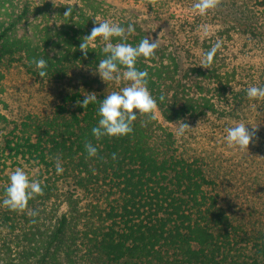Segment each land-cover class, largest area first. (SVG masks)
Returning a JSON list of instances; mask_svg holds the SVG:
<instances>
[{
  "label": "trees",
  "instance_id": "obj_1",
  "mask_svg": "<svg viewBox=\"0 0 264 264\" xmlns=\"http://www.w3.org/2000/svg\"><path fill=\"white\" fill-rule=\"evenodd\" d=\"M258 5L264 8V0ZM30 12L26 4L0 22V67ZM60 20L41 27L31 49L33 57L48 60L44 79L63 84L50 115H0V197L16 168L43 187L24 212L0 207V264H264V217L253 225L240 207L244 194L228 193V173L214 152L200 150L190 132L177 136L156 114L175 125L210 110L226 124L228 111L206 99L204 81L191 80L212 72L185 68L176 55L174 68L154 66L167 57L158 47L154 57L137 62L149 73L154 118L138 115L130 135L97 140L92 128L99 101L129 82L102 81L95 69L103 54L83 67L82 55L70 56L86 33L84 12ZM133 37V45L148 38L138 27ZM92 93L97 103L80 107ZM88 142L98 148L95 158H87Z\"/></svg>",
  "mask_w": 264,
  "mask_h": 264
},
{
  "label": "rangeland",
  "instance_id": "obj_2",
  "mask_svg": "<svg viewBox=\"0 0 264 264\" xmlns=\"http://www.w3.org/2000/svg\"><path fill=\"white\" fill-rule=\"evenodd\" d=\"M259 1L219 0L215 9L201 17L190 12L194 0H0V22L26 4L31 9L29 21L10 40L12 54L0 67V115L8 112L50 115L53 95L62 91L63 84L59 80L50 84V79L38 75L35 65L29 63L35 58L31 49L39 29L61 21L68 7L72 13L86 14L88 21L83 38L91 33L96 21L115 22L125 27L132 23L135 33L128 37V43L133 41L137 27L145 30L150 40H159L158 47L167 57L159 58L154 66L174 68L171 58L176 55L185 68L212 72L206 79L193 74L191 80L204 81L206 99L215 102L217 109L228 111L227 123L220 122L217 113L212 114L210 110L206 117L180 123L189 126L186 132L197 137L200 150L214 152L216 165L228 173L224 183L228 193L244 194L240 207L246 215L254 217L251 218L253 225H259L264 217V99L249 101L246 96L249 86H264V8L258 5ZM205 27L207 36L203 33ZM218 40L222 47L211 68H204L201 66L204 53ZM103 46L97 37L87 55L78 46L72 48L70 56L82 55L83 62L78 63L83 67L102 54ZM219 88H225L222 94H218ZM156 114L164 127L177 129L178 124L169 125L158 111ZM237 122L248 124L249 130L255 128L253 140L243 151L228 148L224 141V129ZM1 134L0 125V143Z\"/></svg>",
  "mask_w": 264,
  "mask_h": 264
},
{
  "label": "clouds",
  "instance_id": "obj_3",
  "mask_svg": "<svg viewBox=\"0 0 264 264\" xmlns=\"http://www.w3.org/2000/svg\"><path fill=\"white\" fill-rule=\"evenodd\" d=\"M219 0H194L190 12L201 17L206 16L208 12L215 9ZM72 8L68 7L64 16H71ZM96 21V20H95ZM135 33V27L128 23L127 27L115 22L103 21L97 22L91 30V33L82 39L79 45L81 52L87 55L89 48L92 47L97 37L101 38L104 46L101 53L104 58L100 59L96 66V73L102 81H115L117 84L121 81L129 82L127 86L122 87L118 92L113 91L99 101L97 109L98 124L92 128V135L97 139L104 137L121 138L130 135L134 130V122L138 115H147L150 118L157 108V100L153 98L149 89V73L147 70H139L137 62L140 58L148 59L155 56V51L159 46V40L150 41L149 38H142L138 44L127 42L129 36ZM205 36L208 35V29H203ZM117 42L113 43L114 39ZM222 47L218 40L208 51L204 53L201 66L211 68L217 51ZM35 65L38 75L41 78L47 77L48 60L45 58H34L29 62ZM246 96L249 101H258L264 99V86H249L246 89ZM97 96L92 93L86 95L82 101H78L80 107L87 108L89 104L97 103ZM162 102L164 97H159ZM246 123L237 122L224 129L226 135L224 141L228 148L245 150L248 149L250 142L255 136V131L249 130ZM188 125L178 123L177 136H183L188 129ZM87 158H95L98 154V148L93 143L85 144ZM113 159L116 155L113 154ZM64 169L59 162L56 164V174L61 175ZM43 195L42 182L30 179L23 168H16L8 177V183L4 189L3 196L0 197V207L6 208L12 212H24L30 200L36 196ZM33 216L37 215L32 213Z\"/></svg>",
  "mask_w": 264,
  "mask_h": 264
}]
</instances>
